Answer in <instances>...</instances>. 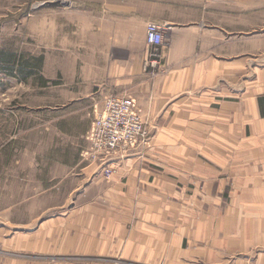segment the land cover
Segmentation results:
<instances>
[{"label": "crops", "instance_id": "crops-1", "mask_svg": "<svg viewBox=\"0 0 264 264\" xmlns=\"http://www.w3.org/2000/svg\"><path fill=\"white\" fill-rule=\"evenodd\" d=\"M90 6L108 8L106 38L128 44L130 5ZM151 19L166 28L162 72H143L147 46L131 61L99 66L105 87L124 85L136 98L151 141L77 162L50 216L1 239L4 250L35 256L1 252L0 264H264V64L251 63L244 42L235 59L233 29L222 31L219 56L217 32L187 26L203 16L144 19L143 44ZM241 19L238 31L248 32V16ZM107 165L115 169L109 177Z\"/></svg>", "mask_w": 264, "mask_h": 264}, {"label": "rangeland", "instance_id": "rangeland-1", "mask_svg": "<svg viewBox=\"0 0 264 264\" xmlns=\"http://www.w3.org/2000/svg\"><path fill=\"white\" fill-rule=\"evenodd\" d=\"M122 1L131 7L123 8L128 44L107 39L113 16L105 6H90L107 0H0V253L35 256L6 251L1 239L18 229L28 233L50 216V205L62 202L72 188L68 177L89 146L104 97L132 96L124 85L105 87L99 66L107 58L131 61L132 53L148 50L144 19L164 12L182 22H200L203 16L202 23L187 26L217 32L219 56H225L222 31L233 29L235 59L244 42L251 63L264 64V0H248V8L242 0H165V9L162 0ZM242 16L249 20L245 33L238 31Z\"/></svg>", "mask_w": 264, "mask_h": 264}, {"label": "built area", "instance_id": "built-area-1", "mask_svg": "<svg viewBox=\"0 0 264 264\" xmlns=\"http://www.w3.org/2000/svg\"><path fill=\"white\" fill-rule=\"evenodd\" d=\"M166 34V28L161 24L154 21L147 24L148 55L144 71L151 79L165 67L163 50L168 45ZM151 138L136 98L130 95H106L88 133L89 146L82 151V157L87 160H105L121 147L135 148L148 144ZM104 169L107 177L115 172L111 165Z\"/></svg>", "mask_w": 264, "mask_h": 264}]
</instances>
